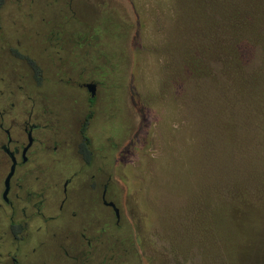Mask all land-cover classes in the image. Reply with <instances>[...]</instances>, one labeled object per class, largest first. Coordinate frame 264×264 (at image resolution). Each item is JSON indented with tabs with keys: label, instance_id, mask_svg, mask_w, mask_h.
<instances>
[{
	"label": "rangeland",
	"instance_id": "374dc122",
	"mask_svg": "<svg viewBox=\"0 0 264 264\" xmlns=\"http://www.w3.org/2000/svg\"><path fill=\"white\" fill-rule=\"evenodd\" d=\"M258 81L264 90V0H0V108L13 92L48 111L49 146L64 145L48 173L81 170L64 205L78 220L51 225L103 223L95 264H264ZM80 82L95 84L93 98ZM82 157L101 167L116 228ZM6 226L0 213V236ZM5 238L1 263L13 250ZM50 244L24 264H56Z\"/></svg>",
	"mask_w": 264,
	"mask_h": 264
},
{
	"label": "flooded vegetation",
	"instance_id": "af4514ba",
	"mask_svg": "<svg viewBox=\"0 0 264 264\" xmlns=\"http://www.w3.org/2000/svg\"><path fill=\"white\" fill-rule=\"evenodd\" d=\"M9 50L13 53L17 51ZM86 84L87 82H80L77 85L79 88H86ZM40 102L38 97L16 98L10 92L0 108V153L5 157L4 161L0 160V213L7 220V229L0 238L3 240L5 236V241L13 248L7 251V261L0 264H24V260L35 252V245L48 242L55 246L56 252L51 250L50 253L56 264H95L103 245V223L93 218L87 224L73 227L66 232L58 231L55 223L53 227L51 225V222H57L56 220L63 217L78 220L77 209L74 207L69 213L64 211V205L68 197L73 192L76 193L81 185V179L77 177L81 170L74 171L63 180L56 177L57 173H48L49 169L55 172L58 170L59 159L55 155L61 153L64 145L62 141L54 139V145L49 146L54 136L50 133L53 128L45 118L48 111L41 106L35 109ZM27 106L28 112L25 111ZM77 147L80 151L84 150L85 155L91 154L85 141H80ZM10 154L14 156L16 165L5 192V179L11 166ZM42 154L50 157L49 162L39 161ZM82 159L80 168L86 170L82 178L100 205L108 208L111 227H118L120 211L116 203L108 197L107 181L103 180L102 175H98L101 167L95 171L90 168V159ZM6 161L9 167L2 173ZM30 240L34 241L33 245ZM24 246L31 247V250L25 252L27 247ZM106 262L105 260L104 264ZM38 264L50 262L41 259Z\"/></svg>",
	"mask_w": 264,
	"mask_h": 264
},
{
	"label": "water",
	"instance_id": "95a60500",
	"mask_svg": "<svg viewBox=\"0 0 264 264\" xmlns=\"http://www.w3.org/2000/svg\"><path fill=\"white\" fill-rule=\"evenodd\" d=\"M86 88L90 94V98H93L95 96V84L94 83H87ZM10 159H11V166H10L9 172H8L6 179H5V192H7V190H8L9 180L14 173V168L16 165V160L12 154H10Z\"/></svg>",
	"mask_w": 264,
	"mask_h": 264
},
{
	"label": "trees",
	"instance_id": "16d2710c",
	"mask_svg": "<svg viewBox=\"0 0 264 264\" xmlns=\"http://www.w3.org/2000/svg\"><path fill=\"white\" fill-rule=\"evenodd\" d=\"M251 86V84H250ZM250 95H251V98L254 99V101L256 99H260V100H263V95H264V90L262 89V87L260 86V82H255L252 86H251V89H250ZM93 100L90 99V102H92ZM253 110H257L256 108ZM86 144V143H85ZM87 145V144H86ZM85 147V146H84Z\"/></svg>",
	"mask_w": 264,
	"mask_h": 264
}]
</instances>
